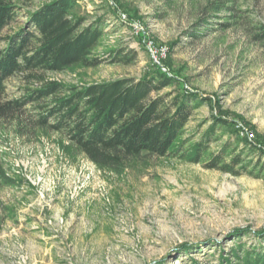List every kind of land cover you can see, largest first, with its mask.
I'll use <instances>...</instances> for the list:
<instances>
[{
  "label": "rangeland",
  "instance_id": "rangeland-1",
  "mask_svg": "<svg viewBox=\"0 0 264 264\" xmlns=\"http://www.w3.org/2000/svg\"><path fill=\"white\" fill-rule=\"evenodd\" d=\"M215 1L77 0L72 14L85 25L102 19L95 52L104 61L49 76L68 85L139 79L156 65L178 78L162 93L185 88L209 98L193 109L185 138L202 139L223 116L236 133L218 129L212 149L231 140L246 162L264 166V38L252 27L264 25V0H234V12L214 11ZM150 41L165 49L159 63ZM120 46L137 51L132 64L109 61ZM23 86L9 79L7 95L20 96ZM0 166L14 180L0 186V264H220L234 229L264 228V173L157 156L113 171L59 133L23 132L15 122L0 126ZM242 241L258 243L253 234Z\"/></svg>",
  "mask_w": 264,
  "mask_h": 264
},
{
  "label": "trees",
  "instance_id": "trees-1",
  "mask_svg": "<svg viewBox=\"0 0 264 264\" xmlns=\"http://www.w3.org/2000/svg\"><path fill=\"white\" fill-rule=\"evenodd\" d=\"M76 1L50 0L37 5L0 0V37L4 42L0 47V126L15 122L23 132L59 133L96 165L113 171L132 161L157 156L202 162L206 169L235 175H263V164L246 162L245 151H237L231 140L218 151L212 149V142L220 137L218 129L236 133L232 120L214 116L202 139L184 137L193 109L209 98L185 88L175 95L162 93L178 78L156 65L139 79L68 85L51 78V73L95 68L104 61L95 52L104 33L102 19L85 25L84 18L72 14ZM234 2L217 0L212 8L234 12ZM238 22L246 23L243 19ZM221 23L224 28L230 27L229 21ZM252 27L260 31V39L264 38V25ZM197 32L189 34L194 37ZM144 37L141 35L140 41ZM137 55L135 49L120 46L111 50L109 61L132 64ZM12 78L24 85L20 96L7 95V81ZM259 151L264 154V150ZM11 181L0 166V186ZM250 234L258 243L242 241ZM230 239L234 245L225 251L220 264H264V244L259 242L264 240V228L234 229Z\"/></svg>",
  "mask_w": 264,
  "mask_h": 264
},
{
  "label": "built area",
  "instance_id": "built-area-1",
  "mask_svg": "<svg viewBox=\"0 0 264 264\" xmlns=\"http://www.w3.org/2000/svg\"><path fill=\"white\" fill-rule=\"evenodd\" d=\"M143 32L146 35V30L141 28L138 29V32ZM149 46V49L152 51L153 55L155 56V61L159 63V55L164 53L165 49H159L155 46L153 41L148 42L147 44Z\"/></svg>",
  "mask_w": 264,
  "mask_h": 264
}]
</instances>
